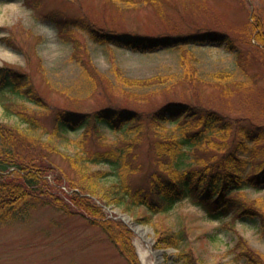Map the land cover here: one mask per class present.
<instances>
[{"label": "rangeland", "instance_id": "obj_1", "mask_svg": "<svg viewBox=\"0 0 264 264\" xmlns=\"http://www.w3.org/2000/svg\"><path fill=\"white\" fill-rule=\"evenodd\" d=\"M84 29L152 39L210 30L227 36V45L145 53L97 43ZM259 32H264V0H0V67L28 75L31 83L27 89L31 85L37 97L36 101L13 97L8 111L0 101V123L9 130L19 129L25 139L24 154L31 153L40 161L46 155L44 162L51 169L47 178L63 183L66 180L59 178H74L76 173L81 177L77 172L81 165L92 177L109 170L86 158L75 165L70 155L77 158L104 150L107 146L100 141L118 148L122 135L106 133L101 139L93 134L81 141L80 130L66 141L51 137L59 113H95L110 108L137 111L148 118L163 106L185 103L200 115L217 112L234 125L226 148L205 145L192 152L185 149L184 169L216 168L241 139L236 131L238 123L264 130V43L258 40ZM137 80L143 82L137 84ZM21 114L36 122L35 132H29L28 120ZM151 125L155 128L133 134L123 144L130 143L133 148L131 164L121 172L134 188L147 185L156 171L162 176L171 172L170 165L160 164L154 146L159 139L154 130L159 128L152 121ZM219 137L215 134L213 140L220 142ZM249 145L256 148V162H261L264 139ZM62 188L70 191L71 186L64 183ZM236 194L258 204L264 214V188L247 187ZM117 210L135 221L137 216L150 213L145 207L130 213L114 204L104 209L110 218L120 219L131 230L136 258L132 264H145L142 252L148 250V242L119 217ZM72 212L66 214L45 205L25 220L0 224V264H131L101 228L88 223L75 207ZM150 216L151 222L140 223L152 228L148 236L155 249H167L160 264H176L179 253L189 249H194L205 264H245L240 256L244 245L264 262L260 216L235 222L212 219L204 205L192 197ZM183 228L187 235L178 248L159 244L163 233ZM147 261H156L152 252Z\"/></svg>", "mask_w": 264, "mask_h": 264}, {"label": "trees", "instance_id": "obj_2", "mask_svg": "<svg viewBox=\"0 0 264 264\" xmlns=\"http://www.w3.org/2000/svg\"><path fill=\"white\" fill-rule=\"evenodd\" d=\"M101 44H114L119 48H129L139 52H155L162 48L181 49L193 45L218 44L226 46L227 36L203 30L197 34L164 36L150 38L134 34L111 33L102 29H84ZM262 31V30H261ZM258 40L264 43V32H259ZM232 41L229 44L231 45ZM141 84L143 80H137ZM28 75L7 66L0 67V101L6 110L12 109L13 97H26L29 101H36L37 97ZM10 112V111H9ZM28 120L29 132H35L36 122ZM197 124L195 123V121ZM151 121L158 126L155 136L158 142L154 144L160 164L170 165L171 172L162 176L155 172L150 176V182L145 186L134 188L124 177L121 170L129 166L132 147L128 142L133 134L153 127ZM165 124L170 127L165 128ZM234 125L225 121L217 112L201 114L198 110L185 103H171L163 106L153 116L144 118L140 112L132 110L117 111L105 108L95 113L61 112L57 115L56 125L50 132L51 137L69 140V135L81 132V141L93 134L104 139L106 133H116L121 136L118 148L107 146L104 150L90 151L77 158L70 155L75 165L84 158L90 162L109 167L92 177L85 168L80 166L74 178H64L66 181L52 183L47 176L51 169L42 160L29 153L24 154L22 143L25 139L19 134V129H8L0 123V224H11L25 220L31 212L45 205H52L66 214H72V209L80 211L88 223L101 228L115 244L119 252L132 264L136 260L131 245L132 232L120 219L110 218L104 211L105 205H117L128 212H136L145 207L150 215L169 211L184 198L192 197L204 205L207 214L212 219L248 220L260 216L261 231L264 232V214L258 204H251L236 192L253 187L264 188V159L256 162L258 154L255 147L263 141L264 130L244 125L236 126L238 137L241 138L236 147L218 167L204 166L203 169L183 167V160L188 157L185 149L191 152L203 146H217L216 149L226 148L227 140L233 133ZM155 128V127H153ZM143 129V130H142ZM168 129V130H167ZM168 131L162 137L163 132ZM143 134V132H142ZM220 134V142H215L213 135ZM21 144V146H20ZM112 144V143H111ZM113 145V144H112ZM20 150V151H19ZM32 152V149H31ZM38 149H35V153ZM215 157H213L214 159ZM202 161V159H201ZM82 164V163H81ZM186 165V164H185ZM76 168V167H75ZM107 179V180H106ZM110 181L108 184L106 182ZM69 183L73 192L68 193L61 188ZM101 183H105V187ZM77 188V189H75ZM67 200L72 204L70 205ZM96 200L104 205H99ZM150 215L137 216L139 222H151ZM232 221V222H233ZM155 230L158 231L157 228ZM186 229L167 231L159 237L160 245L179 247L186 238ZM176 264H205L203 258L194 249L181 251ZM245 264H264L260 255L247 246H243L240 253Z\"/></svg>", "mask_w": 264, "mask_h": 264}, {"label": "bare ground", "instance_id": "obj_3", "mask_svg": "<svg viewBox=\"0 0 264 264\" xmlns=\"http://www.w3.org/2000/svg\"><path fill=\"white\" fill-rule=\"evenodd\" d=\"M138 233L148 242V250L145 252H142V258L145 261V264H160L163 259L157 257L155 262L148 263L147 258L150 257L151 252L155 254V248L152 246L153 245V240L151 237L148 236L149 233V228L147 226H140L138 227ZM163 256V254H162Z\"/></svg>", "mask_w": 264, "mask_h": 264}, {"label": "water", "instance_id": "obj_4", "mask_svg": "<svg viewBox=\"0 0 264 264\" xmlns=\"http://www.w3.org/2000/svg\"><path fill=\"white\" fill-rule=\"evenodd\" d=\"M118 212H119V217H120L121 219H123L126 223H128V224L130 225V227H131L134 231L138 232V230H137L138 227H140V226H144V225L141 224L140 222L133 220L132 217H131L129 214H127V213H121L119 210H118ZM148 228H149V227H148ZM149 230H152V228H149ZM153 244H154V242H153ZM165 251H167V249H155V254H154V255H155L156 259H157V257L163 259L162 254H163ZM169 251H170V250H169Z\"/></svg>", "mask_w": 264, "mask_h": 264}]
</instances>
